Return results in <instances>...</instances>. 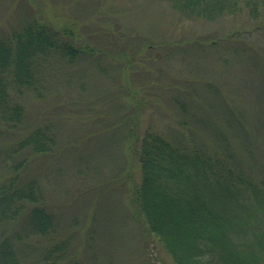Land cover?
Segmentation results:
<instances>
[{
	"label": "rangeland",
	"instance_id": "374dc122",
	"mask_svg": "<svg viewBox=\"0 0 264 264\" xmlns=\"http://www.w3.org/2000/svg\"><path fill=\"white\" fill-rule=\"evenodd\" d=\"M33 17L72 26L95 53L43 62L45 95H6L25 113L17 125L0 119V182L26 159L20 181L40 186L55 229L19 243L32 258L64 241L78 264H177L138 213L137 149L148 129L199 144L222 136L264 173V22L193 18L166 0H0V36ZM43 124L53 150L18 149ZM25 222L24 211L0 232L27 235Z\"/></svg>",
	"mask_w": 264,
	"mask_h": 264
},
{
	"label": "trees",
	"instance_id": "16d2710c",
	"mask_svg": "<svg viewBox=\"0 0 264 264\" xmlns=\"http://www.w3.org/2000/svg\"><path fill=\"white\" fill-rule=\"evenodd\" d=\"M193 18L214 19L244 12L264 22V0H166ZM95 53L79 43L70 25L56 26L33 17L0 36V119L17 125L25 105L6 95L11 86L47 92L43 62L59 57L69 62ZM20 89V90H21ZM49 124L36 127L19 143L36 153L53 150ZM172 140L148 129L137 155L142 181L134 188L138 213L158 235L177 264H264V173L244 166L221 136L199 144ZM0 182V231L25 211L27 235L0 232V264H78L67 256L68 243L53 242L35 258L19 242L29 236L52 235L54 220L41 202V188L32 180L20 181L19 170ZM37 185V186H36Z\"/></svg>",
	"mask_w": 264,
	"mask_h": 264
}]
</instances>
